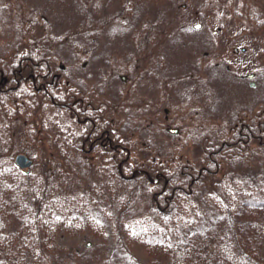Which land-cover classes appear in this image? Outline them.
Masks as SVG:
<instances>
[{"label":"rangeland","instance_id":"374dc122","mask_svg":"<svg viewBox=\"0 0 264 264\" xmlns=\"http://www.w3.org/2000/svg\"><path fill=\"white\" fill-rule=\"evenodd\" d=\"M196 24H201L200 28L196 29ZM178 36L184 39L185 46L168 44ZM30 43L43 47L49 60L45 62L56 68L62 80L68 79L93 105L102 108V114L112 120L114 127L118 125V131L131 130V123L138 125L143 135L150 138L155 150L158 149L154 153L164 158L175 154L189 165V172H196L197 165L206 159L200 158L202 152L215 150L222 139H232L225 131L237 122L246 123L250 112L237 109L245 89L225 71L211 74L209 64L205 62L211 58H206L204 51L210 53L214 51L213 47H218L219 54L223 53L225 63H228L227 47L263 45L264 0H0V57L9 59L15 51ZM152 70L163 76H184L188 84L206 74L217 89V123L227 125L222 127L225 135L219 129L216 132L211 118L203 119L206 122L202 121V134H198L200 131L195 130V126L190 130L191 126L185 124L188 117L184 116L186 114L177 101L170 103L167 120L162 111L166 104L161 103L159 113L150 114L142 109L141 101L147 97L148 88L147 83L143 84L145 81L136 84L137 77L146 78ZM121 77H127V81L124 83ZM201 86L205 89L212 83ZM161 92L156 90L153 94L160 96ZM29 119L23 115L11 124L14 131L12 142L17 149L14 161L18 153L32 160L31 167L22 169L25 171L35 169V158L48 154L41 147L54 145L49 141V134L30 130ZM167 127L180 128V132L171 134ZM190 132L194 137L188 135ZM253 132L258 134L256 126ZM233 133L236 139L237 133ZM262 141L259 144L258 140L250 139L244 147H224L214 154L217 163L220 159L224 162L217 165V169H211V163L205 166L206 172L195 176L204 182L199 179L192 189L193 196L181 201L188 214L196 211L204 220L224 219V212L210 199L208 193L211 190L206 188L207 181L215 178L231 183L239 180L247 187L264 189V137ZM149 152L151 150L137 149L134 160L140 158L139 154ZM93 162L94 157H89L85 166H80L79 172L74 174L72 182L82 179L80 182L88 181L99 188L106 177L104 174L101 177L100 173L96 176L90 169L96 166ZM104 166L107 170L108 167ZM160 177L133 176L127 171L125 178L128 182L117 181L116 184L123 190L127 188L130 193V203L122 210L118 209L117 203L107 202V205L97 194L90 197L89 207L105 224V236L98 239L83 234L62 241L58 247L70 251L69 255H52L47 264H167L156 256H149L128 240L124 230L129 219L146 215L150 210L151 197L158 191L152 182ZM156 206L162 215L157 211L154 219L170 211H164V199H159ZM226 224L234 230L235 218ZM245 260L247 264H261L251 258Z\"/></svg>","mask_w":264,"mask_h":264},{"label":"trees","instance_id":"16d2710c","mask_svg":"<svg viewBox=\"0 0 264 264\" xmlns=\"http://www.w3.org/2000/svg\"><path fill=\"white\" fill-rule=\"evenodd\" d=\"M184 42L178 36L168 44L185 46ZM36 45L19 48L9 59L0 57V264H47L52 255H69L70 251L58 247L62 241L83 234L103 239L106 227L90 209V197L97 194L102 201L124 209L130 203V193L116 184L128 182L127 171L133 176H162L152 182L158 191L151 197L150 210L129 219L124 227L128 240L149 256L167 264H247V258L264 263L263 188L215 178L207 181L206 188L211 190L210 199L224 212V219L204 220L196 211L188 214L181 201L193 196L192 189L200 180L204 182L202 178L186 174V163L179 156L164 158L154 153L150 138L132 123L131 130L118 131V163L107 162L102 153L88 150V142L95 136H108L116 143L113 122L102 114V108L91 107L89 99L68 79L62 80L56 68L45 62L49 60L43 47ZM23 115L29 116L31 131L49 134L54 144L41 147L48 154L35 158V169L30 171L22 170L14 161L17 149L11 124ZM137 149L151 152L134 160ZM208 152H202L200 158L206 159L197 165L198 170L212 163ZM92 155L96 166L90 169L106 178L99 188L88 181L80 182L82 179L73 183L74 174ZM223 162L220 159L219 165ZM212 168L218 166L213 164ZM159 199H164V211H170L154 219L160 213L156 206ZM171 205L174 208L169 209ZM232 217L234 230L226 224Z\"/></svg>","mask_w":264,"mask_h":264},{"label":"flooded vegetation","instance_id":"af4514ba","mask_svg":"<svg viewBox=\"0 0 264 264\" xmlns=\"http://www.w3.org/2000/svg\"><path fill=\"white\" fill-rule=\"evenodd\" d=\"M252 47H227L229 49V58L228 63H225L222 54H219L220 51L218 47H213L214 51L210 53L204 51V56L206 58H211L205 61L209 64L210 73L211 74H218L223 71L228 73V76L233 78L237 83H239L244 89V95L239 98L240 104L237 109L242 108V111L248 109V117L247 121L251 124H248L244 121L237 122L234 126H230L228 130H224L222 124L219 125L218 122V115H219V103L216 96V86L214 85L211 79L208 80V76L201 75L196 80L187 83L184 76H177L171 77L167 75H158L155 70L151 71V75L147 76L146 78L137 77L139 80L136 84L141 83L147 85L148 94L146 95L145 99L141 101L142 109L148 110L150 114L152 113H159L161 103L166 106L163 108V114L165 115V120L168 119V114L170 112V103L179 102V106L181 110L184 111L183 114L187 119L185 120V124L191 126L190 130H192V126H195V130H199L198 134H202L201 130L204 128L202 126L203 119H212V123H214L215 130L219 129V131L226 132L230 135V138L227 140L220 141L221 144L215 150H211L209 152V159L210 161L216 166L219 163L216 162V159L213 158L214 154H218L223 148L231 149L232 147H244L247 142L252 140H258L259 144H262V133L264 132V44L260 45H251ZM231 50V51H230ZM161 57V55H160ZM162 58V57H161ZM162 62V65H165V59ZM224 60V61H223ZM161 63L160 58L158 59V64ZM243 73V74H242ZM123 82L127 81V77H121ZM193 79V78H191ZM212 83L211 90L210 87L202 88L201 84H208ZM138 89V86H136ZM162 90L160 96H157L156 93L153 94L155 91ZM205 90V91H203ZM151 94H150V92ZM166 101V102H165ZM165 102V103H163ZM88 104L98 109L95 105L88 101ZM72 106H75L74 103ZM241 106V107H240ZM244 107V108H243ZM193 111V113H192ZM191 112V114H189ZM240 113H237L239 115ZM194 122V123H193ZM114 126V124H113ZM227 126V125H226ZM224 126V127H226ZM257 127L259 131L258 134L254 131V127ZM95 125L93 126V128ZM213 127V126H212ZM115 136L116 143L113 144L112 140L107 136L106 139H101L100 137H94L91 141L88 142V150L95 152H100L103 155V160L107 162H112L113 160L118 163V125L115 127ZM168 128V127H167ZM221 128V129H220ZM168 131V129H166ZM193 130V132H196ZM237 133L236 139L233 138L234 133ZM105 131H103L104 133ZM180 128H178V132L175 133L179 134ZM218 132V130L216 131ZM108 133V132H106ZM170 133V132H169ZM174 134V133H171ZM191 134V135H190ZM90 133H88V136ZM190 137H194L190 132L188 134ZM198 135V137H199ZM188 136V137H189ZM259 138V139H258ZM193 140H191L192 142ZM225 150V149H224ZM227 151V150H225ZM90 157H95L94 155ZM185 170H187L186 174L190 177H195L201 174L202 170L206 169V167H202L198 170V172L191 171L189 172L188 169H191L189 165H185ZM197 178V177H195Z\"/></svg>","mask_w":264,"mask_h":264},{"label":"water","instance_id":"95a60500","mask_svg":"<svg viewBox=\"0 0 264 264\" xmlns=\"http://www.w3.org/2000/svg\"><path fill=\"white\" fill-rule=\"evenodd\" d=\"M201 24H196L194 25V27L196 29L200 28ZM168 132L170 133H177L178 129L176 128H168ZM15 163L18 167H20L21 169H25V168H29L32 165V160L29 159L25 154L23 153H18L15 156Z\"/></svg>","mask_w":264,"mask_h":264}]
</instances>
